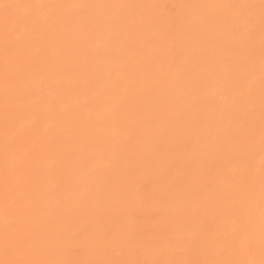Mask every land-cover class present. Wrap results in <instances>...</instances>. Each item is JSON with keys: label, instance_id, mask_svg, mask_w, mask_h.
Instances as JSON below:
<instances>
[{"label": "bare ground", "instance_id": "1", "mask_svg": "<svg viewBox=\"0 0 264 264\" xmlns=\"http://www.w3.org/2000/svg\"><path fill=\"white\" fill-rule=\"evenodd\" d=\"M47 2L144 7L134 17L132 28L117 24L88 41L90 52L99 47L107 50L106 55H83L84 41L76 22L66 31L57 28L54 37L45 32L39 46H31L17 57L22 79L33 92L17 98L8 118V135L0 35V185L5 141L15 144L17 136L12 133L17 130L25 134V148L41 173L63 161L59 178L65 191L60 202L47 204L38 216L24 221L25 227H36V245L47 248L39 258L80 264L151 259L159 255L153 238L163 235L193 244L202 239L207 242L199 251L178 253L185 259L245 258L242 253L232 257L225 253L219 231H232L238 223L235 217L223 223L222 213L231 203L224 197L231 195L240 202L248 195L249 174L240 163L249 127L248 110L243 103L222 101L215 76L207 75L209 68L241 55L242 45L231 40L225 29H219L221 36L216 40L194 35L188 17L195 11L190 5H258L259 0ZM255 12L258 17L259 9ZM12 70H16L15 64ZM185 77L196 86L176 87L177 81ZM41 79L45 84L56 79L65 82V87L57 90L59 99L51 108L47 103L49 89L36 91ZM90 81L94 82L91 86ZM252 88L258 144V73ZM111 90V98L103 104L96 102L98 93ZM104 139L109 142L98 143ZM89 152L97 153L92 161L87 159ZM101 155L111 167L96 163ZM256 175L258 178V171ZM210 184L214 185L212 191L207 187ZM192 189L194 210L181 221L189 227L174 230L171 220L179 210L170 197L177 191L191 193ZM256 196L258 199V179ZM202 228L206 231L201 232ZM133 234L140 238L132 240ZM137 247L143 248V256L134 255Z\"/></svg>", "mask_w": 264, "mask_h": 264}, {"label": "snow or ice", "instance_id": "2", "mask_svg": "<svg viewBox=\"0 0 264 264\" xmlns=\"http://www.w3.org/2000/svg\"><path fill=\"white\" fill-rule=\"evenodd\" d=\"M144 6L138 4H95V3H58L47 0H0V35H2L4 51V104H5V133L10 131L9 115L16 105L18 97L33 92V88L22 79L21 65L16 58L24 54L31 46H39L42 36L50 32L54 37L56 29L69 30L78 22L80 36L84 41L81 52L87 58L90 55H106L107 50L99 47L89 51V40L96 38L101 30L111 31L115 25L124 24L132 28L134 17ZM195 11L188 17V23L194 26V35H205L210 40L220 38L219 29H225L231 40L242 45V54L232 56L228 62L211 67L207 75H214L221 90L220 99H231L233 103H243L247 107L249 123L246 143L243 146L244 155L241 165L248 170L247 199L236 202L231 195L225 200L230 201L222 213L223 223L236 218L237 223L232 231L221 228L219 235L223 241L225 253L232 257L242 253L243 259H185L178 253L199 251L206 245L205 240L193 244L190 240H181L163 235L153 238V244L159 255L151 259H133L119 262L86 261L83 264H264V0L259 4L210 3L190 5ZM259 9L257 17L255 10ZM119 13L114 15V13ZM258 48V54H257ZM16 70L13 71V65ZM260 88L259 102V143H256V125L254 114L256 105L253 102L254 90L252 84L257 80ZM204 75L201 76L203 82ZM90 86L94 82L90 81ZM196 85L188 83L187 77L177 81L176 87L191 89ZM202 86V85H201ZM65 82L56 79L50 84L40 81L39 92L49 89L47 103L53 107L59 99L57 90L63 89ZM239 89V91H237ZM114 95V90L98 93L95 100L103 104L106 99ZM63 115V113H61ZM238 123V119L236 120ZM23 128V124L20 125ZM17 136L15 144L5 141L4 169L2 185H0V249L4 258L0 264H80V262L66 259H41L47 248L39 247L35 243L37 229L35 226L25 227L26 217L38 216L49 203H59L64 193V184L59 178L63 161H57L56 167L47 173H41L38 165L31 158L30 150L25 148V134L19 130L12 133ZM106 139L98 143L106 144ZM18 152H22L17 156ZM96 152H89L87 159L92 161ZM257 156L259 168H256ZM193 156V164H195ZM11 161V163H10ZM83 163V161H81ZM98 165L111 167L103 156L96 160ZM259 173L258 178L256 173ZM257 179L259 197L256 196ZM209 191L214 185L207 186ZM191 193L177 191L170 199L176 201L178 214L171 224L174 230L187 229L189 225L182 224V218L187 217L194 210ZM111 195V193H109ZM206 231L201 229V232ZM139 234H133L132 240H138ZM243 241V246H241ZM142 247L134 249V255L143 256ZM257 255L259 258L257 259Z\"/></svg>", "mask_w": 264, "mask_h": 264}]
</instances>
